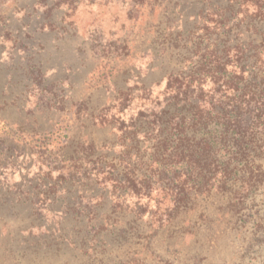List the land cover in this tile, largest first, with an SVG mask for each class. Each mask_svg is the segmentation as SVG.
<instances>
[{"label": "trees", "instance_id": "trees-1", "mask_svg": "<svg viewBox=\"0 0 264 264\" xmlns=\"http://www.w3.org/2000/svg\"><path fill=\"white\" fill-rule=\"evenodd\" d=\"M58 4L78 0L0 1V106L21 107L14 134L0 133V168L20 153L18 133L37 142L48 167L34 184L0 186V213L60 215L48 244L89 252L92 264H264V0H132L122 32L107 42L82 37ZM49 37L81 40L80 69L66 59L60 75L49 60L31 62L49 52ZM70 76L81 84L69 79L66 91ZM27 78L46 123L28 118ZM47 92L55 109L42 100ZM96 94L105 97L99 107ZM134 100L139 112L129 124L95 123ZM3 107L0 120L9 121ZM103 128L108 136H92ZM222 238L225 257L212 252Z\"/></svg>", "mask_w": 264, "mask_h": 264}, {"label": "rangeland", "instance_id": "rangeland-1", "mask_svg": "<svg viewBox=\"0 0 264 264\" xmlns=\"http://www.w3.org/2000/svg\"><path fill=\"white\" fill-rule=\"evenodd\" d=\"M185 1L187 4H194L196 0ZM131 2L132 0H78V4H72V6L70 4H58L60 7L58 11L63 15L65 23L73 21L81 27V35H83L82 37H85L86 40L95 39L98 41L99 39H102L103 42H107L110 36H117L122 32L121 26L127 20V11ZM163 2V4H167L166 1ZM45 8L46 7L44 6L37 7V9H40L39 13H43ZM22 14V12H19L16 16H20ZM48 40L47 46L49 52L37 54V58H31V56L29 57L30 54L28 53L26 57L24 55V57L16 56V59L21 60L22 62H25L27 57L31 59V62L35 61V59L37 60L39 57L40 59L43 58L45 62L46 60H49V62H51L50 64L53 66L52 69L56 72L59 71L60 75L65 74L61 72V69H64L61 62L66 59L75 62L77 68L82 66H79V60L81 62V60L86 57L78 52L81 40L70 39L65 42L63 40H57L55 37H49ZM61 44H64V48L67 52H63L62 49L57 50ZM67 44H72V46L68 48ZM10 53V51H5L4 55L7 54L8 56ZM14 57L15 55H13L9 61H13ZM86 60V63L90 65L91 60ZM138 65H140L139 61L137 63V66ZM143 66L144 68L142 69L144 72L145 64ZM77 71L71 73L79 74L80 72ZM69 79H71V81L72 79L76 80L77 85L81 84V76H78L77 79L76 77L70 76L66 79V86H64L66 91L70 89ZM155 81L156 77H152L150 78L149 84L154 85ZM23 84L28 88L31 87L32 92L30 94L33 93L31 101H29L28 106L25 107L26 110H31L26 111L28 118L32 119L42 117L43 123H46L48 120L46 118L45 109L43 108L44 101H39L40 94H38L36 90L33 91L34 89H37L35 87L36 81L34 78H27L23 79ZM157 89L159 88H156V90ZM58 93L60 96L66 94V92H61L59 90ZM86 93L87 92L85 91H79L81 96ZM47 94L49 96H46L42 100H48L51 102L53 109H55L58 104L53 101V97L55 95L51 92H47ZM104 101L105 97L103 95L96 94L95 97L93 96L91 104L94 106L98 105L99 107V105L103 104ZM133 102L134 103L131 109L125 112L120 111L118 106L105 109L103 114H99L101 111L99 110V116L94 120L95 123H101L102 120L109 119L112 121V126L114 127L116 125L120 126L123 121L126 125L129 124L130 119L133 116L136 117L139 112L140 102L138 103L136 100ZM2 106H4L3 109L5 110V114L10 122L6 121V119L0 120V133L9 132L14 134L13 132L15 129L13 130V128L10 127L11 122L14 123L13 120L20 118L17 115V111H21V107L15 106V104L10 105L9 107L7 104ZM38 106H40L41 109H38ZM22 115L26 119V115L23 113ZM69 121L73 124L74 120L69 117H65L63 124H68ZM80 121L81 120L79 119L78 122ZM84 131H86V129H84ZM78 132L79 130L77 129V133ZM108 133L109 130H107V128H103L102 130H94L92 136L100 139L104 136H108ZM22 138H25L24 141H22ZM12 139L15 143L21 145V149H19L20 153L18 152L16 157L14 156L9 158V164H7L6 169H2V167L0 168V186L4 191H7L10 188L13 189L15 182L23 183L24 179L27 182L30 181L33 184L36 183L38 182L40 170L45 171L48 169L46 161H43V158L40 156V150H38L39 147H34L37 142H32L30 140L29 133H18L17 135H13ZM52 141L56 142L57 140ZM132 208L133 206L131 205L130 209ZM28 210V208H21L20 212L17 213L20 215L19 217L12 216L8 210L0 213V264H92L89 252L84 253L81 250H75L69 245L64 248V244H61L62 246H59V249H57L55 245L52 246V244H48V242H51L50 239L53 241V239L57 236L55 226L57 221L60 219V215H54L45 208H39V214L37 216L28 218ZM57 212H59V210H56L55 213ZM31 220H33L34 223H32ZM66 225L67 231L72 232V229L74 228L73 222L68 221ZM206 235L207 234L204 232V240L207 241L209 239V242H212L213 234L210 232L208 236ZM216 245L217 250H215L214 246L212 252H215L220 257H225V253L229 251V248H224L226 246L225 239H219ZM221 247L223 256L218 254ZM111 260L114 262L113 258Z\"/></svg>", "mask_w": 264, "mask_h": 264}]
</instances>
